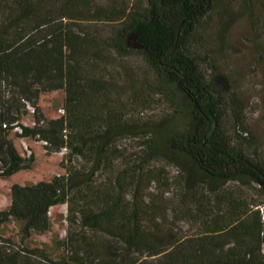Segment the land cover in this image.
<instances>
[{"label": "trees", "instance_id": "1", "mask_svg": "<svg viewBox=\"0 0 264 264\" xmlns=\"http://www.w3.org/2000/svg\"><path fill=\"white\" fill-rule=\"evenodd\" d=\"M86 1L0 0L13 22L10 36L0 27V82L12 91L0 94V177L28 167L9 133L46 141L47 151L65 148L63 173L9 187L0 223H21L19 253L30 256L23 241L49 232L50 209L68 204V221L105 240L93 237L82 248L69 233L65 264H264V150L242 134L244 107L208 35L212 22L228 21L230 1L132 0L95 9ZM86 20L111 29L77 26ZM60 89L63 113L43 117L40 94ZM158 94L172 110L145 120L140 113ZM20 101L34 106L31 125L19 121ZM152 188L166 205H155ZM178 220L195 230L178 233ZM6 242L0 237V264H18Z\"/></svg>", "mask_w": 264, "mask_h": 264}, {"label": "rangeland", "instance_id": "2", "mask_svg": "<svg viewBox=\"0 0 264 264\" xmlns=\"http://www.w3.org/2000/svg\"><path fill=\"white\" fill-rule=\"evenodd\" d=\"M54 1L46 0L48 4ZM229 1L231 6L228 12V21H223L222 24L220 23L221 25L214 21L208 29V35L211 37L210 45L217 49L218 62L225 70L232 89L236 92L240 103L244 107L243 128L246 130V133L243 131L242 134L249 136L248 140L256 148L264 150V0ZM128 2L131 3L132 0H89L86 1L85 7L94 9L109 8L110 5L118 6L119 3L124 5ZM3 6L0 5V27L7 28V36H10V32L13 30V22L7 19L8 16L10 17L8 15L9 10L8 8H3ZM5 6L7 5L5 4ZM11 6L9 5L8 7ZM51 16H55V13H52ZM107 23L101 20H86L81 21L77 26L98 29L109 33L111 28ZM137 62V60H134L130 64L133 66L134 64H138V69L142 76H145L146 80H151V71L145 65ZM9 89L10 87H8L6 81L0 82L1 96L4 95V98H7ZM9 92L12 94L11 90ZM64 97L65 91L61 89L41 93L37 100L40 114L48 119L60 116L63 113ZM153 97V104L140 113L145 120H157L172 110L171 103L166 101L162 95L158 94ZM21 102L19 121L23 124L31 125L34 120L33 112L29 111L25 104L23 106ZM32 107L34 106L32 105ZM3 110L2 104H0V112H3ZM8 136L14 139V144L18 151L26 156L25 163L28 167L17 171L11 177H0V210L8 206L9 187L13 182L30 184L41 179L47 180L53 175L64 172V152L47 151L41 142H36L33 139L21 140L16 138L13 133H9ZM22 142L30 147L32 155H28L26 151L24 153ZM122 142L129 150L134 146L133 141L129 138L122 139ZM76 160L77 162H81L79 158H76ZM167 169L171 173L174 172L171 166H168ZM151 191L153 192L157 207L158 202L162 206L166 205V202H163L159 198L162 194L161 190L152 188ZM163 194L165 197H168L171 195V192H164ZM168 203L169 201H167V205ZM156 212L158 214V209H156ZM71 213L72 210H70L68 204L52 207L51 229L49 232L33 233L30 238L23 241L31 257L22 255L18 251V245L22 240L20 222L9 220L0 223V237L7 240L8 242L6 243L12 249L18 251L13 253L16 256L18 264H65L66 261L68 262L72 259L70 243L66 240L69 233L72 235L77 234L79 238L77 244L82 246V248L92 244L93 237L98 236V239L105 240L104 236L99 233L98 235L89 229H80L77 220L72 223L68 221L67 215ZM175 224L178 233H192L195 230V226L185 220H178ZM3 251L0 248V258L6 259V257H1V255L3 256ZM31 252L32 254L38 255L39 253L41 256H45L44 258L47 259V262H42L43 259L41 257H33ZM82 252L81 254L84 255L85 253ZM147 260H151V257L147 258Z\"/></svg>", "mask_w": 264, "mask_h": 264}, {"label": "built area", "instance_id": "3", "mask_svg": "<svg viewBox=\"0 0 264 264\" xmlns=\"http://www.w3.org/2000/svg\"><path fill=\"white\" fill-rule=\"evenodd\" d=\"M26 107L29 109V111L34 112V107H32L31 104L26 103ZM13 126H14V127H13V130H14V131H17V132H21V131H22L21 126L19 125L18 122H14V123H13ZM2 127H7L6 123H2ZM41 143L46 144V141H42ZM22 144H23L24 151H26L27 154L29 155L30 152H31L29 146H27L24 142H22ZM60 151H62V153H63V152L65 151V148H63V149L60 150ZM260 210L264 213V206H261V207H260Z\"/></svg>", "mask_w": 264, "mask_h": 264}, {"label": "water", "instance_id": "4", "mask_svg": "<svg viewBox=\"0 0 264 264\" xmlns=\"http://www.w3.org/2000/svg\"><path fill=\"white\" fill-rule=\"evenodd\" d=\"M129 38L135 39V35H130ZM135 47H140V44L138 42H134Z\"/></svg>", "mask_w": 264, "mask_h": 264}, {"label": "crops", "instance_id": "5", "mask_svg": "<svg viewBox=\"0 0 264 264\" xmlns=\"http://www.w3.org/2000/svg\"><path fill=\"white\" fill-rule=\"evenodd\" d=\"M12 176V175H11ZM10 176V177H11ZM42 180V179H41ZM44 180V179H43ZM37 181H40V180H37ZM37 181H35V182H37ZM34 183V182H33ZM9 202H10V198L8 197V204H9ZM51 210H52V208L50 209V213H51Z\"/></svg>", "mask_w": 264, "mask_h": 264}]
</instances>
